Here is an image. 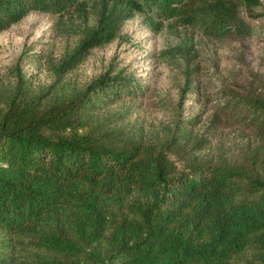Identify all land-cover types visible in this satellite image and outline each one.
I'll list each match as a JSON object with an SVG mask.
<instances>
[{"label":"trees","instance_id":"16d2710c","mask_svg":"<svg viewBox=\"0 0 264 264\" xmlns=\"http://www.w3.org/2000/svg\"><path fill=\"white\" fill-rule=\"evenodd\" d=\"M90 5L95 22L80 29L65 71L135 14L214 39L245 38L264 16L260 0H0V30L30 12ZM16 77L0 103V264H264V95H232L223 109L258 134L244 158L179 165L95 120L102 103L141 89L129 74L107 72L44 107ZM177 130L165 146L180 153L192 140Z\"/></svg>","mask_w":264,"mask_h":264},{"label":"rangeland","instance_id":"374dc122","mask_svg":"<svg viewBox=\"0 0 264 264\" xmlns=\"http://www.w3.org/2000/svg\"><path fill=\"white\" fill-rule=\"evenodd\" d=\"M86 8L63 16L30 12L0 30L1 104L14 91L17 72L30 84L28 98L40 107L58 94L77 96L107 72H122L141 89L105 101L93 112L107 128L166 149L179 165L197 159L234 161L255 147L256 130L223 109L232 95H264V16L249 20L252 32L245 38L214 39L174 20L154 28L143 14H135L122 23L120 37L89 49L65 71L80 29L95 22L94 6ZM177 129L190 131L193 141L180 153L165 146Z\"/></svg>","mask_w":264,"mask_h":264}]
</instances>
